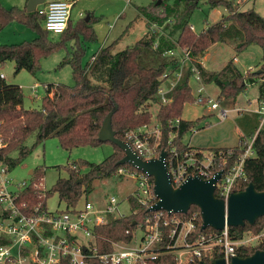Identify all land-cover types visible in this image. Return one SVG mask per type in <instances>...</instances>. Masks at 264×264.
Returning a JSON list of instances; mask_svg holds the SVG:
<instances>
[{"label":"trees","instance_id":"16d2710c","mask_svg":"<svg viewBox=\"0 0 264 264\" xmlns=\"http://www.w3.org/2000/svg\"><path fill=\"white\" fill-rule=\"evenodd\" d=\"M157 1V0H156ZM139 11L148 24H155L164 29V35L157 37L150 33L144 35L132 46L113 53L112 43L99 49L92 55L90 62L83 64L88 45L96 42L97 36L92 27L93 19L75 22L68 20L66 29L51 37L44 28V17L38 10L27 12L25 8L5 7L0 3V32L13 23L32 30L36 37L31 41L18 44L0 45V67L8 61L15 64L16 72L25 70L34 75L40 69V61L55 52L66 50L73 42L72 51L67 52L59 66H69L74 84H51L45 87L46 95L42 98L39 110L23 108L22 90L19 86L8 85L0 78V139L4 147L0 150V162L12 169L20 164L34 148L47 138L58 139L60 147L71 150L81 146L98 147L108 143L113 152L97 164L81 162L71 164L64 169L66 177H60L49 190H42L40 182L43 169L30 171L32 181L23 190L20 200L29 206L40 204L46 209V200L56 195L65 206L64 210L76 208L83 196L91 190L93 182L110 179L120 168L138 171L129 164L120 165L124 153L110 142L98 139V132L104 119L110 114V126L115 138L126 141L125 135L148 127L151 114L148 104H157V90L162 84V75L168 71L169 63L159 57L167 51L181 48L190 51L191 63L199 71L202 84H214L219 89L218 102L231 100L244 92L247 85L259 82V92L264 88V19L253 9L237 11L235 0H204L211 9L223 7L227 15L217 22L208 24L200 33L195 34L189 25L192 13L202 0H158ZM149 26V25H148ZM156 44V47H154ZM214 44H230L236 53H242L249 46L256 45L261 50V65L257 71L241 73L232 60L219 71H207L200 58ZM191 73L186 71L180 82L171 90L170 101L160 105L156 113L158 135H151L147 141L154 149L155 158L161 152L168 155L174 147L178 152L185 150L202 151L188 147L184 143L187 133L195 131L198 121H185L181 113L185 104L195 103L189 84ZM175 120L178 124L174 126ZM170 134L172 137L170 138ZM33 136L34 143L28 148L25 143ZM252 137V135L250 136ZM240 137L238 145L231 148L210 149L213 152L232 150L236 157L244 144ZM255 156L245 160L246 182L241 189L252 183L258 192L264 191V129H259L253 142ZM15 156V157H14ZM228 159V165L234 163ZM87 165L88 171L81 174L78 166ZM152 181V178H150ZM236 190V188H235ZM134 214L109 219L105 225L94 228L97 242L103 239L125 240V230L132 228L133 221H142L150 213L131 196L127 197ZM200 211L190 206L187 213L181 215L188 219ZM0 209V218L6 216ZM264 229V216L253 225L247 222L243 226L229 227L233 240H241L246 234L257 235ZM206 231H212L207 228ZM5 241L0 240V245ZM264 244L255 247H239L238 257L251 256L257 250H263ZM59 264H70L64 258ZM155 264H175L172 255H164Z\"/></svg>","mask_w":264,"mask_h":264},{"label":"built area","instance_id":"2783aa9c","mask_svg":"<svg viewBox=\"0 0 264 264\" xmlns=\"http://www.w3.org/2000/svg\"><path fill=\"white\" fill-rule=\"evenodd\" d=\"M74 1H50L38 8V13L44 17V28L48 32L57 35L66 29ZM149 31L159 35L158 26L155 24H149ZM177 50L181 61L175 70L162 75V84L156 94L158 106L170 101L169 93L186 71L191 73L189 84H201L199 71L190 61V51L186 48ZM174 52L175 50H170L167 54L174 56ZM0 78H4L1 73ZM164 83L167 85L164 86ZM197 94L194 96L196 104H208L211 109L219 108L216 101L203 95L201 88L197 89ZM258 115L262 123L264 102L258 108ZM226 116V110L220 109V118ZM178 122L175 120L174 126ZM256 133L244 139L243 146L239 148L241 151L236 157L232 150L203 152L189 149L178 152L172 147L165 157L172 188H179L189 177L209 180L217 172H221L215 183L214 196L226 204L232 193L245 189H241L247 180L244 162L255 156L252 146ZM151 135L157 136L158 130L150 132L144 127L128 132L124 142L129 144L139 158L147 161L155 158L154 149L147 141ZM3 147L0 139V150ZM234 157V163L229 166L228 159ZM8 171V167L0 162V209L7 214L0 218V240L5 241L0 245V264H59L64 258L70 264H155L164 255H172L175 264H213L219 258L229 264L230 259L237 256L239 247L264 244V229L257 235L250 234L248 239L244 237L233 240L227 226L221 231L202 230V222L198 223L197 213L185 219L181 216L184 214L151 211L158 201L153 190V179L151 181V177L141 171L126 168L118 169L114 176L134 183L135 191L128 196L138 201L150 214L140 222L133 221L132 228L125 230V240L103 239L98 243L94 228L105 225L109 219H116L114 214L120 203L117 198L109 196L101 209L86 201L82 208L50 212L40 204L29 206L22 202L21 194L28 184L24 181H11L7 177ZM128 205L130 214H134L129 202Z\"/></svg>","mask_w":264,"mask_h":264},{"label":"rangeland","instance_id":"374dc122","mask_svg":"<svg viewBox=\"0 0 264 264\" xmlns=\"http://www.w3.org/2000/svg\"><path fill=\"white\" fill-rule=\"evenodd\" d=\"M154 1L156 0H128V2L127 0H123L126 10L125 17L116 24V31L122 33L125 30V25L121 26L122 23L131 24V28L123 32L124 34L118 40L114 48V53L132 46L141 37L144 26L139 11L152 5ZM0 2L8 8L15 6L19 8L23 5L20 4L21 0H0ZM235 3L237 11L253 9L264 19V0H235ZM136 15L139 17L138 20H135ZM221 15H227V12L223 7L211 9L209 5L202 0L200 1L198 8L192 13L189 19V25L192 27L193 32L198 34L204 29L206 23L211 24L217 22L220 17H222ZM108 20L110 23L112 22L111 19L108 18ZM99 22V26H101L99 29L103 30L104 26L107 25L106 20H100ZM136 25L140 27V32L138 28L136 29ZM11 26H19L22 28V30L28 34L26 37H29L30 39L27 40L25 37L22 38V36H20L18 40H8L12 30ZM11 26L5 27L6 29L4 28L3 33L0 35V42L9 43L0 45L18 44L33 39L32 33L34 32L32 30L17 23H13ZM103 37L104 35L101 38L98 37L96 43H91V46L87 49V53L83 59V64L87 63L91 59L93 52H96L100 45L104 43ZM52 38L55 39L56 36L52 35ZM107 43L109 42H106V44ZM71 46L72 45L69 43L67 44L66 50L55 52L49 57L42 59L40 61V69L34 75L25 70L16 72L15 64L11 61L6 62L0 67V73L4 75V81L6 84L16 85L21 88L23 108L25 110L40 109L42 98L46 95L45 87L47 85L63 84L72 86L74 84L70 67L66 65L62 67L59 66L66 53L72 51ZM214 53H217V55ZM233 56L239 60L237 65L241 70H247L248 67L255 69L258 67V63H260V49L256 45L249 46L242 53H236L232 48L226 45H220L219 47L214 48L212 54L209 56V60L212 58L213 63L208 65V67L211 69H218L220 65L225 63L228 59H231ZM161 59H165V57ZM211 65H213V68ZM207 92L210 94V98L218 103V109H211L208 104L192 103L185 104L181 113V119L187 121L199 119L198 122H204L203 126H206V128L202 130L206 132L195 136L191 141L192 145L200 143L208 137L209 142H207L205 146H202L201 150L203 152H211L209 149L236 146L240 137L245 139L254 135L257 128L264 129V123L260 126L259 115L252 113V110L256 105V102H253L257 94V88L255 86L249 87L248 92L240 95L238 104L234 106V108L238 109L236 111H229L226 116L227 118H220V109H231L233 108L232 105L227 102V100L218 102L217 98L219 95V89L216 85L211 84L209 88H207ZM248 101L251 105H248ZM148 105L149 107H147V109L151 114V123L147 127V130L151 132L154 129L158 130L156 113L159 106L158 104ZM225 118L226 120H224ZM237 129L241 131V134L236 132ZM189 137L190 133H187L184 137V141L187 142ZM33 143L34 138L31 136L27 139L25 145L30 148ZM112 152L113 148L108 143L101 144L98 147L81 146L71 150H64L60 147L58 139L49 137L43 143L34 146L30 154L23 159L20 164L12 169H8L7 177L14 182L24 181L27 184H30L32 181L30 171L41 168L44 173L42 182H40V188L49 190L58 178L67 176V172L64 168L68 165L81 162L97 164L108 157ZM78 168L81 174L88 171L87 165H80ZM134 191V183L123 177L113 176L110 179L95 181L93 182L92 190L86 196L82 197L77 207L82 208L87 201L92 203L95 208L101 209L107 198L109 196H114L120 202L114 217L118 218L122 215L126 216L131 212L127 196ZM46 207L50 212L65 209L64 204L58 201L56 195L47 198ZM250 236V234H246L245 239L250 238ZM252 243L253 241H251V244Z\"/></svg>","mask_w":264,"mask_h":264},{"label":"water","instance_id":"95a60500","mask_svg":"<svg viewBox=\"0 0 264 264\" xmlns=\"http://www.w3.org/2000/svg\"><path fill=\"white\" fill-rule=\"evenodd\" d=\"M44 1L27 0L25 9L27 12H33ZM109 118L110 114L101 125L98 139L114 144L124 153L120 165L129 164L153 179V190L158 201L150 209L151 211L186 214L190 206H196L200 211L202 230L211 228L216 231L223 230L225 226H243L245 222L253 225L258 218L264 216V191H256L252 183H249L243 191L232 193L226 204L214 196L215 183L220 178L221 172H217L209 180H202L196 176L189 177L179 188L173 189L165 165L166 152H161L157 158L142 160L128 143L115 138ZM213 264H226V262L223 258H219ZM229 264H264V249L257 250L248 257H232Z\"/></svg>","mask_w":264,"mask_h":264},{"label":"crops","instance_id":"0c3cea01","mask_svg":"<svg viewBox=\"0 0 264 264\" xmlns=\"http://www.w3.org/2000/svg\"><path fill=\"white\" fill-rule=\"evenodd\" d=\"M50 1H56V0H45L44 3L42 5H44L45 3L47 2H50ZM26 2L27 0H21V3L20 4H23L21 7L19 8H25L26 7ZM128 2V0H127ZM1 3V2H0ZM238 3V1H237ZM42 5L40 6H37L35 10H38L39 7H41ZM4 6V5H3ZM125 5L123 3V0H75L71 6V9H70V13H69V21L71 22H75L79 19H83L85 21H90L91 22V19H93V23H92V27L94 29V32L97 36V40L96 42L98 41V37H103V42L100 47L97 49V51L103 47H106L112 43L117 44L118 40L122 37V35L124 34L123 32L127 29H130L131 28V24H125V23H122L121 26L125 25V30L122 32V33H118V31H116V24L118 23V21H120L122 18L125 17ZM108 16V17H106ZM222 16V15H221ZM109 19L112 20V22L110 23L109 22ZM141 18L143 19V26H144V30L142 31L141 33V37L139 39H141L144 35H148L150 32H149V24H148V21L143 17L141 16ZM221 18V17H220ZM106 20V24L104 26V29L103 30H100L99 26L100 25V20L103 21V20ZM139 17L138 15H136V19L135 20H138ZM132 24H133V21H132ZM213 24V23H211ZM12 24H10L9 26L7 27H10ZM208 25V23L205 24V27L204 29L206 28V26ZM12 27V30H11V34L9 35V39L8 40H18V38L20 36H22V38H26L27 40H29L30 38L29 37H26L28 36V34H26L27 32H25L24 30H22V28H20L19 26H11ZM139 29V32H140V27H138L136 25V29ZM192 28V27H191ZM6 29V28H5ZM133 29V28H132ZM164 28L162 27H158V30H159V35L157 37H159L160 35H164L163 33V30ZM203 30V29H202ZM4 29L0 32V35L3 33ZM35 33H32V38L34 39L36 37V34L34 35ZM30 35V34H29ZM51 37L52 35H55V34H50ZM56 36V35H55ZM110 38V39H109ZM32 39V40H33ZM138 39V40H139ZM137 40V41H138ZM31 41V40H30ZM136 41V42H137ZM12 42H18V41H12ZM95 42V43H96ZM106 42H109L106 44ZM8 44L9 42H0V44ZM70 44L72 45L73 42H70ZM220 45H226L230 48H232V46L230 44H214L213 46H211L204 54L203 56L200 58V63L202 65V67L207 70V71H219L220 69H222L226 63L230 60H232L234 66L237 68L238 71H240L241 73H245L247 70L251 69L252 71H257L258 68L260 67L261 65V62L258 63V67L253 69L251 67H248L247 70H241L239 68V66L237 65L239 60L236 58V57H232L231 59H228L225 63H223L222 65H220L218 67V69H215L213 68L211 65V68L208 67V65L212 64L213 61H212V58L209 60V56L212 54L214 48L216 47H219ZM91 46L88 45V48ZM114 46V48H115ZM72 48V46H71ZM213 49V50H212ZM175 50V55L174 56H170L169 54L164 53L162 56H160L159 58H164L165 59H161V60H164L165 63H169L168 65V71H171V70H175L176 67L179 66V63L181 61V58H180V53L177 49H173ZM96 51V52H97ZM95 51L93 52L96 53ZM87 53V52H86ZM113 53H114V50H113ZM92 54V55H93ZM215 55H217V53H214ZM92 58V56H91ZM260 58H261V50H260ZM91 60V59H90ZM90 60L88 62H90ZM2 74V73H1ZM3 75V74H2ZM4 76V75H3ZM5 80V78H3ZM264 83V82H263ZM167 84L164 83V86H166ZM211 84H198L196 82H192L190 83V86L192 88V94L193 96H197V89L201 88L202 89V92H203V95L205 97H209L210 98V94L207 92V88H209ZM259 85L260 83L259 82H255V83H252V84H249L247 85L246 89L244 90L243 93L241 94H245L246 92H248V89L249 87H253L255 86L257 88V94H256V97H255V100H253V102L256 104L255 107L253 108L252 110V113L255 114V115H258V108L260 106V104L262 102H264V88L262 89V92H259ZM196 93V94H195ZM219 94V93H218ZM240 94V95H241ZM240 95L236 98V100L234 102H232L231 100H227V102H229L233 108L231 109H227V108H223L224 110H226L227 114L229 111H236L237 109L234 108V106H236L239 102V99H240ZM248 105H251L250 102L248 101ZM147 107H149V105H147ZM239 111V110H238ZM237 111V112H238ZM205 117V116H204ZM227 118V117H226ZM226 118L224 120H226ZM184 120V119H183ZM222 120V121H224ZM187 121V120H185ZM193 121V120H191ZM264 123V121L262 123H260V126H262ZM201 125V126H200ZM204 125V122H199L198 123V126H197V129L195 131H192V132H189L190 133V137L188 138V141H184V143L188 146V147H191V148H195V149H202V146H205L207 142H209V138L206 137L205 140L201 141L200 143H195V145H192L191 144V141L193 140V138L195 136H198L200 133L203 134L205 133L206 131H202L203 129L206 128V126H203ZM260 128H257L255 130V133L257 130H259ZM236 132H238V134L240 133L241 134V131L239 129L236 130ZM239 141V140H238ZM237 145H238V142H237ZM236 145V146H237ZM235 147V146H233ZM226 148H231V147H226ZM215 149H218V148H215ZM210 150V149H209Z\"/></svg>","mask_w":264,"mask_h":264}]
</instances>
